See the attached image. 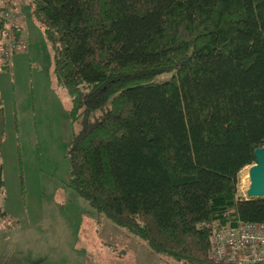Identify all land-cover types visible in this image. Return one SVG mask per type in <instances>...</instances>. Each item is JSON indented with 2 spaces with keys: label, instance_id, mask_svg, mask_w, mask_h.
Here are the masks:
<instances>
[{
  "label": "trees",
  "instance_id": "trees-1",
  "mask_svg": "<svg viewBox=\"0 0 264 264\" xmlns=\"http://www.w3.org/2000/svg\"><path fill=\"white\" fill-rule=\"evenodd\" d=\"M0 2L3 58L19 31ZM30 2L79 123L67 186L155 253L220 264L211 231L264 222V198L237 195L264 146V0Z\"/></svg>",
  "mask_w": 264,
  "mask_h": 264
},
{
  "label": "rangeland",
  "instance_id": "rangeland-1",
  "mask_svg": "<svg viewBox=\"0 0 264 264\" xmlns=\"http://www.w3.org/2000/svg\"><path fill=\"white\" fill-rule=\"evenodd\" d=\"M4 4L19 37L10 70L0 69V264H185L155 253L67 186V150L79 130L73 101L56 85L52 48L30 0ZM248 168L238 174L240 198L247 197Z\"/></svg>",
  "mask_w": 264,
  "mask_h": 264
},
{
  "label": "built area",
  "instance_id": "built-area-1",
  "mask_svg": "<svg viewBox=\"0 0 264 264\" xmlns=\"http://www.w3.org/2000/svg\"><path fill=\"white\" fill-rule=\"evenodd\" d=\"M4 15L8 17V12ZM13 45L12 41L5 43L4 59ZM209 246L208 258L215 263L264 264V222L238 220L228 228L213 230Z\"/></svg>",
  "mask_w": 264,
  "mask_h": 264
},
{
  "label": "water",
  "instance_id": "water-1",
  "mask_svg": "<svg viewBox=\"0 0 264 264\" xmlns=\"http://www.w3.org/2000/svg\"><path fill=\"white\" fill-rule=\"evenodd\" d=\"M255 162L248 168V198H264V146L254 150Z\"/></svg>",
  "mask_w": 264,
  "mask_h": 264
},
{
  "label": "bare ground",
  "instance_id": "bare-ground-1",
  "mask_svg": "<svg viewBox=\"0 0 264 264\" xmlns=\"http://www.w3.org/2000/svg\"><path fill=\"white\" fill-rule=\"evenodd\" d=\"M243 180V179H242ZM242 195V194H241ZM243 196H244V194H243Z\"/></svg>",
  "mask_w": 264,
  "mask_h": 264
}]
</instances>
